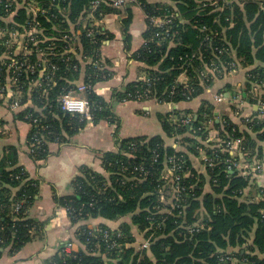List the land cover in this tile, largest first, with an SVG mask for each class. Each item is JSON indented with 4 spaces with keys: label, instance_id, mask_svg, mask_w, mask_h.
<instances>
[{
    "label": "trees",
    "instance_id": "16d2710c",
    "mask_svg": "<svg viewBox=\"0 0 264 264\" xmlns=\"http://www.w3.org/2000/svg\"><path fill=\"white\" fill-rule=\"evenodd\" d=\"M11 1L14 21L11 24L0 21V28L6 32H22L25 37L27 22L32 18L29 1ZM36 1L55 14L52 18L47 14H36V20L44 29L37 36L40 39L38 45L53 53L52 61L59 66L53 79L47 85L34 84L36 79L44 76L38 70L32 74L23 73L18 76L17 83H11L8 79L13 71L0 60V83L3 86L9 84V105L18 107V116L31 125L28 140L31 156L35 159L46 156L47 141L61 129L73 134L87 117L93 122L114 119L113 112L106 107V100L92 90L103 71L97 69L99 64L96 62L99 58L98 25L87 21V16L91 14L97 22L101 14L119 12L104 3L92 9L91 0H63L60 5L63 9L60 14L66 16L63 20L56 15L53 0ZM172 1L174 5L138 0L145 14H172L170 32L174 37L157 44V38L153 36L155 28L146 18L143 43L134 56L147 66L148 73L145 79L133 81L124 91L115 93L118 99L189 100L201 91L200 81L208 84L212 77L202 78L198 72L221 62L230 71L232 66L228 63L232 61L230 54L233 51L238 67L253 65L247 73L245 88L255 85L264 90V0ZM4 10L1 3V16L10 13ZM124 13L122 26L127 32L131 9H125ZM71 23L74 31L79 30L83 55L90 60L86 61L90 69L82 82L89 85L86 115L64 112L58 101L63 92L77 86L68 84L64 78L75 72L70 68L73 64L79 67V62L76 59L66 61L71 54L66 53L68 43L59 39L63 32L75 34L71 31ZM89 29L93 31L92 37L88 34ZM46 34H49L47 37L54 34V37L47 39ZM27 47L33 50L35 45L29 41ZM7 51L10 52L0 43V55ZM35 58L36 55L30 56L32 61ZM46 71L48 67L44 73ZM183 71L188 78L185 84L177 80ZM222 75L223 70L215 76ZM144 91L147 94L140 96ZM21 93L24 97H19ZM212 108L204 101L195 117L191 111L175 112L176 117L172 120L168 115L160 117L167 136H179V141L183 142L193 140L188 152L202 148L205 157L212 159V162L204 160L206 173H199L192 167L186 152L166 145L159 135L117 139L118 149L101 156L102 171L82 165L71 179V193L57 198L71 224L76 226L73 241L79 247L67 252L61 246L45 264H232L227 257H233L234 264H264V259L258 257V253L264 252L263 201L242 197L244 189L251 185L250 169L239 175L236 168H227V159L240 162L242 157L249 164L261 160L262 155L254 160V154L255 149H259L257 141H264V116L259 111L251 120H244L255 134L252 138L229 114L219 115L216 121ZM231 109L235 111L233 105ZM186 117L189 122L183 123L182 119ZM212 129L217 135L211 139ZM188 132L195 139L188 136ZM233 138L241 140L240 151L234 155L221 148L225 140ZM170 158L181 160L177 198L164 178ZM17 161L13 146L0 154V256L3 248L9 247L11 251L21 248L39 228V223L29 216V209L39 192V182L30 179ZM206 184L211 191L205 192ZM258 193L262 195V191ZM125 216L129 221L122 220ZM91 226L97 229L95 233ZM145 241L147 244L143 246Z\"/></svg>",
    "mask_w": 264,
    "mask_h": 264
},
{
    "label": "crops",
    "instance_id": "0c3cea01",
    "mask_svg": "<svg viewBox=\"0 0 264 264\" xmlns=\"http://www.w3.org/2000/svg\"><path fill=\"white\" fill-rule=\"evenodd\" d=\"M147 1L153 4L174 5L172 0ZM127 8L131 9V18L126 32L122 26V19L125 15L124 10ZM101 15L97 22L91 14L87 16V21L93 23L92 25L96 23L98 25L96 29V34L99 35L97 40V55L99 57L97 65H99L97 69L103 71L99 79L94 82L92 90L108 103L106 107L114 114L112 121L99 119L97 122H93L87 117L82 122L83 125H80L73 134L61 129L58 135L47 141L46 156L35 159L31 156V146L28 140L31 125L25 118L18 116L20 111L18 107L9 105L8 83L0 96V119L3 121L0 124V154L2 155L8 146H13L18 158L17 165L25 169L30 179L39 182L37 198L29 209V216L39 223V228L35 235L18 250L11 251L9 247L3 248L0 264H45V261L59 251V247L62 246L63 251H66L69 243L71 246L68 250L79 247V244L73 241L76 239V226L71 224L65 209L58 204L57 198L71 193V179L79 172L82 165L102 171L101 156L105 152H115L118 149L117 139L135 136H162L166 145H171L187 153L193 168L199 173H206L203 149L188 152L187 148L190 149L193 146V140L183 142L179 141V136H167L160 121L161 116L168 115L172 120L176 117L175 112L191 111L195 117L196 112L206 101L212 105L216 121H218L219 115L229 114L240 129L246 130L252 138L255 137V134L244 123V120H251L254 114L260 111L261 97H264V90L259 86L245 88L247 73L253 65H239L240 67L236 71L222 76L209 75L212 77L208 84L200 81L201 91L197 96L186 101L158 102L153 99H118L115 93L124 91L125 87L133 81L145 79L148 73L147 66L134 56L142 46L143 34L147 30V20L140 2L119 8V12ZM60 16L63 20L66 19L63 14ZM14 17L15 12L11 11L7 15H0V21L11 24ZM67 23L69 24L68 20ZM70 25L71 31H74L73 23ZM41 31L44 29L41 28ZM74 33L75 41L69 46V49H66V53H71L70 61L78 60L79 67L77 64H73L70 69L75 72L64 79L68 84L79 85L84 81L86 73L90 69L86 64V61L90 60H86V56L83 55L79 30ZM47 36L49 34L44 37L51 39L54 34L50 37ZM15 38L12 50L11 48L9 50L14 54H20L24 51L22 47L24 34L15 31ZM233 54L235 55L234 51ZM43 65L39 70L41 75L46 69V65ZM177 80L179 83L185 84L188 81L187 74L184 71L179 73ZM218 92L225 94L226 101L219 102L214 99V95ZM236 93L239 96L237 103H230V96ZM19 97H24L23 93ZM232 105L235 109L234 112L231 109ZM187 135L195 139L192 133L188 132ZM210 135L211 139L216 138L217 131L212 129ZM257 145L259 149H255L254 160L256 156L262 155L261 160L256 159L255 162L249 164L244 162L241 157L238 174L242 175L246 169H250L251 185L244 189L242 197L250 196L255 197L256 201H263L264 208V141H257ZM259 190L262 191V195H259ZM208 191L211 189L206 184L205 192ZM122 220L129 221V218L125 216ZM258 257L264 259V252L258 253Z\"/></svg>",
    "mask_w": 264,
    "mask_h": 264
},
{
    "label": "built area",
    "instance_id": "2783aa9c",
    "mask_svg": "<svg viewBox=\"0 0 264 264\" xmlns=\"http://www.w3.org/2000/svg\"><path fill=\"white\" fill-rule=\"evenodd\" d=\"M28 7L29 10L32 12V18L27 22V27L25 29V37L23 39V52L20 54H14L13 51H10L9 48H12L14 42H15V31L11 30L9 32H6L4 29L0 28V40L1 44L6 46V48L10 52H6L2 55H0V60H3L4 64H7L8 67H10L13 71V75L8 79V81L11 83H17L18 81V76H21L23 73L27 74H32L37 72L38 70L41 69L43 64L48 67V71H46L42 76L41 79H36L34 81V84H37L38 86H41L43 83L47 85L48 81L53 79V76L55 75L56 71L58 70L59 66L57 63L53 62L52 55L53 53L46 51L44 48L39 47L38 41L40 39L37 38L39 32L41 31L40 23L36 20V14L40 13L42 14H47L51 18L54 17V13L50 12V10H46L43 7H41V4L37 2L36 0H28ZM63 0H53L52 3L55 5L57 13L56 15H61L60 13L63 11L61 8V2ZM229 1V0H227ZM3 3V7L5 8L6 11L11 12V5L12 1L11 0H0V5ZM106 4L114 8H125L131 4L138 3V0H91L90 5L92 9L97 8L100 4ZM262 8L264 9V5H262ZM4 10V11H5ZM145 17L147 18L148 22L151 24L152 27L155 28L153 36L157 38V44L164 43L168 39H172L174 37L173 32H170V23L172 22V14L171 13H163V14H145ZM205 27H203V30ZM92 29L88 30V34L92 37ZM75 34H70L69 32H63L60 35V40L68 43V46L66 49H69V46L75 41ZM29 41L32 42L33 45H35L34 49H29L27 46L29 44ZM31 55H36V58L34 61L30 59ZM5 57V58H4ZM230 57L232 61L228 63V66H232L231 70H227L226 64L223 62L219 63V65L214 64L211 65V67H206L198 72V75L200 77H207L209 75H216L217 72L223 70L225 73L233 72L236 71L238 68V61L236 57L233 54H230ZM70 59V56L68 55L66 57V61ZM89 58L86 57V60ZM63 60V58H62ZM97 62V60H96ZM93 64H95L93 62ZM96 65V64H95ZM2 74L1 68H0V75ZM148 81V79H146ZM264 85V84H263ZM5 85H1L0 83V92L3 91L5 88ZM89 87L88 84L85 83H80L79 85L67 89L65 92H63L59 97L58 101L60 104V108L64 112L68 113H80V114H87L88 113V103L86 100V91L87 88ZM147 91H144L143 93L139 94L141 95H146ZM231 100L230 103H237L238 101V95L233 94L230 96ZM229 97V99H230ZM214 99L219 102L226 101L227 98H225V94L223 92H218L217 94L214 95ZM13 107H16L13 105ZM260 114L264 116V101L260 102ZM36 121V119H34ZM183 123H188L189 118L186 117L185 119H182ZM240 142L241 140L238 138H233V139H228L225 140L222 143L221 148L226 149L229 151L230 154L234 155L237 152L240 151ZM218 156L215 158L217 159ZM204 160L212 162V159L210 158H204ZM228 165L227 168L231 169L232 167L236 168L238 171V167L240 162L236 160H231L227 159ZM169 165L167 164L166 167V174L164 175V178L167 180V183H171V190L174 195H176L175 198L179 196V190H180V175H179V170L181 167V160L177 158H170L167 160ZM256 168H259L256 166ZM142 169V166L140 167ZM175 205V204H174ZM93 232L95 233L97 229L95 226H91ZM0 242H2V238L0 237ZM147 242L145 241L143 243V246H146ZM66 247V251L69 252L68 248L71 246V243H69ZM226 259V258H225ZM228 261H230L232 264L235 263V259L233 257H227Z\"/></svg>",
    "mask_w": 264,
    "mask_h": 264
},
{
    "label": "rangeland",
    "instance_id": "374dc122",
    "mask_svg": "<svg viewBox=\"0 0 264 264\" xmlns=\"http://www.w3.org/2000/svg\"><path fill=\"white\" fill-rule=\"evenodd\" d=\"M223 73L226 74L225 71H224ZM229 73H230V72H229ZM168 183H169V182H168ZM170 184H171V183H170Z\"/></svg>",
    "mask_w": 264,
    "mask_h": 264
}]
</instances>
